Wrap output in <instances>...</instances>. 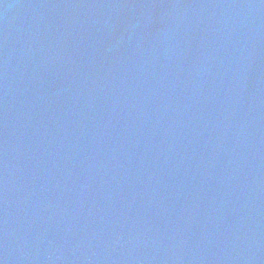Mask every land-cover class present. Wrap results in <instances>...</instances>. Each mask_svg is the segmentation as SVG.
I'll list each match as a JSON object with an SVG mask.
<instances>
[{"label":"water","instance_id":"95a60500","mask_svg":"<svg viewBox=\"0 0 264 264\" xmlns=\"http://www.w3.org/2000/svg\"><path fill=\"white\" fill-rule=\"evenodd\" d=\"M0 264H264V0H0Z\"/></svg>","mask_w":264,"mask_h":264}]
</instances>
